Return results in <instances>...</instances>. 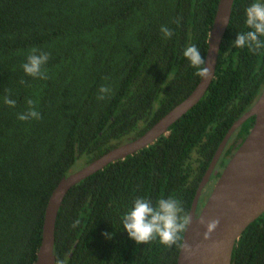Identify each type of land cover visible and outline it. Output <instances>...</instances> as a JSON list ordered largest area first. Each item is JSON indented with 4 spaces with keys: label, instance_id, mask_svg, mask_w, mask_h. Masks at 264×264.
Returning <instances> with one entry per match:
<instances>
[{
    "label": "trees",
    "instance_id": "16d2710c",
    "mask_svg": "<svg viewBox=\"0 0 264 264\" xmlns=\"http://www.w3.org/2000/svg\"><path fill=\"white\" fill-rule=\"evenodd\" d=\"M219 1L0 0V264L36 263L49 197L77 161L86 166L140 137L194 90L200 77L182 51L195 44L205 58ZM251 2L234 0L214 79L199 103L153 144L68 192L56 219L55 264H176L180 248L136 244L121 217L139 197H175L189 214L219 144L261 95L264 50L231 45L248 30ZM33 48L49 54L46 80L22 70ZM101 86L111 88L103 100ZM28 99L40 119L17 118ZM253 124L254 117L234 132L215 171ZM231 264H264V213L236 242Z\"/></svg>",
    "mask_w": 264,
    "mask_h": 264
},
{
    "label": "water",
    "instance_id": "95a60500",
    "mask_svg": "<svg viewBox=\"0 0 264 264\" xmlns=\"http://www.w3.org/2000/svg\"><path fill=\"white\" fill-rule=\"evenodd\" d=\"M234 0H220L208 37L205 54L210 73L199 80L181 103L162 116L144 134L116 147L80 170L61 178L45 209L41 243L35 264H55V225L59 208L68 192L81 181L109 164L131 156L167 134L169 128L196 106L211 85L218 54L229 25ZM254 124L220 174L206 203L198 211L200 197L234 132L248 119ZM264 213V90L242 117L229 128L204 173L189 211L190 224L184 235L187 249L180 248L176 264H231L236 242L246 228ZM219 220L216 229L204 238L206 224Z\"/></svg>",
    "mask_w": 264,
    "mask_h": 264
},
{
    "label": "clouds",
    "instance_id": "9594fccd",
    "mask_svg": "<svg viewBox=\"0 0 264 264\" xmlns=\"http://www.w3.org/2000/svg\"><path fill=\"white\" fill-rule=\"evenodd\" d=\"M245 25L247 31L236 34L235 40L231 43L233 48H247L253 54L264 50V0H252L245 8ZM179 21L177 20V24ZM160 32L164 38H170L173 31L167 26H161ZM189 65L194 68L195 75L201 79L209 77L210 69L206 67L207 61L202 56L199 48L195 44L186 46L182 51ZM49 54L46 52H37L33 48L26 57V62L22 64V70L26 76L39 79H47L43 66L48 62ZM21 83H24L22 80ZM97 99L103 100L106 94L111 93L109 86H101L98 90ZM4 103L9 107H14L16 101L7 96ZM29 108L24 113L18 115L21 121L40 119V113L33 107L34 101L27 100ZM189 214L185 212L179 199L169 196L159 198L155 202L146 197L136 198L132 206L122 215L121 225L127 233L128 238L136 244H148L152 241H158L166 248L175 246L176 248L187 249L184 243V235L190 224ZM79 221L73 223L75 227ZM219 224V220L213 219L206 224L204 238L207 239ZM106 238L110 239L111 233H104ZM57 264H64V261H58Z\"/></svg>",
    "mask_w": 264,
    "mask_h": 264
},
{
    "label": "flooded vegetation",
    "instance_id": "af4514ba",
    "mask_svg": "<svg viewBox=\"0 0 264 264\" xmlns=\"http://www.w3.org/2000/svg\"><path fill=\"white\" fill-rule=\"evenodd\" d=\"M240 143H242V141H240ZM234 152H235V151H234ZM234 152H233V153H234ZM232 155H233V154H232ZM232 155L230 156V158L232 157ZM230 158H229V160H230ZM219 160H220V159H219ZM229 160H228V161H229ZM228 161L226 162V164L228 163ZM218 162H219V161H218ZM217 164H218V163H217ZM226 164H225V165L223 166V168H221L220 170L218 169V171H215V170L213 171L209 183L206 185V187H205L204 190H203V192H205V194H207V197H206L205 201H201L200 204H202V205H201L200 208L198 207V208H199V212H200V210L202 209V207L204 206V204L206 203V201H207L209 195L211 194V192H212V190H213V188H214V186H215V184H216V182H217V180H218L220 174L222 173L224 167L226 166ZM216 166H217V165H216ZM207 188H208V189H207ZM200 198H201V197H200Z\"/></svg>",
    "mask_w": 264,
    "mask_h": 264
},
{
    "label": "rangeland",
    "instance_id": "374dc122",
    "mask_svg": "<svg viewBox=\"0 0 264 264\" xmlns=\"http://www.w3.org/2000/svg\"><path fill=\"white\" fill-rule=\"evenodd\" d=\"M83 167H84V163H81L80 161H77L75 163V165L72 167L71 172H76V171L80 170ZM206 197H207V194H205V192H202L201 199L204 198L203 200L205 201ZM200 207H201V205H200ZM198 212H199V208H198Z\"/></svg>",
    "mask_w": 264,
    "mask_h": 264
}]
</instances>
